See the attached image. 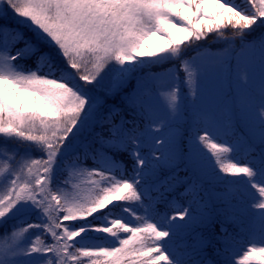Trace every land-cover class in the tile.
Here are the masks:
<instances>
[{"label": "snow or ice", "instance_id": "6c2138e0", "mask_svg": "<svg viewBox=\"0 0 264 264\" xmlns=\"http://www.w3.org/2000/svg\"><path fill=\"white\" fill-rule=\"evenodd\" d=\"M0 264H264V0H0Z\"/></svg>", "mask_w": 264, "mask_h": 264}, {"label": "trees", "instance_id": "16d2710c", "mask_svg": "<svg viewBox=\"0 0 264 264\" xmlns=\"http://www.w3.org/2000/svg\"><path fill=\"white\" fill-rule=\"evenodd\" d=\"M226 31H231V30L229 29V30H226ZM211 39H212V36L209 37V41H208V42H210ZM201 43H207V42H203V41H202ZM211 47H212L213 49H216V48L222 47V45H221V44H212ZM181 76H183V73H181ZM182 91H186V89H182ZM82 179H83V178H82ZM84 183H85V185H86V184H87V181L85 180ZM242 238H244V237H243V234H242Z\"/></svg>", "mask_w": 264, "mask_h": 264}]
</instances>
